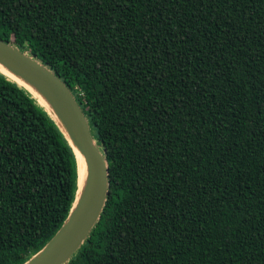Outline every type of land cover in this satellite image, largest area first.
Listing matches in <instances>:
<instances>
[{
  "label": "trees",
  "instance_id": "trees-1",
  "mask_svg": "<svg viewBox=\"0 0 264 264\" xmlns=\"http://www.w3.org/2000/svg\"><path fill=\"white\" fill-rule=\"evenodd\" d=\"M0 40L50 70L107 164L65 264H264V0H0ZM71 147L0 73V264L63 224Z\"/></svg>",
  "mask_w": 264,
  "mask_h": 264
},
{
  "label": "water",
  "instance_id": "water-1",
  "mask_svg": "<svg viewBox=\"0 0 264 264\" xmlns=\"http://www.w3.org/2000/svg\"><path fill=\"white\" fill-rule=\"evenodd\" d=\"M0 73L24 89L71 147L75 158V193L69 214L49 241L23 264H65L99 219L107 195V164L94 145L88 123L68 88L25 51L0 40ZM30 88L35 89L39 95ZM78 153L83 159L79 164ZM79 169L84 176L79 186Z\"/></svg>",
  "mask_w": 264,
  "mask_h": 264
},
{
  "label": "bare ground",
  "instance_id": "bare-ground-1",
  "mask_svg": "<svg viewBox=\"0 0 264 264\" xmlns=\"http://www.w3.org/2000/svg\"><path fill=\"white\" fill-rule=\"evenodd\" d=\"M0 70L8 73V71L1 65H0ZM30 89L33 92H35L37 95H39L38 92L35 89H32V88H30ZM78 158H79V164L80 165L83 164V159H82V157H81V155L79 153H78ZM83 176H84V173H83L82 169H79V186L80 187L82 185Z\"/></svg>",
  "mask_w": 264,
  "mask_h": 264
}]
</instances>
